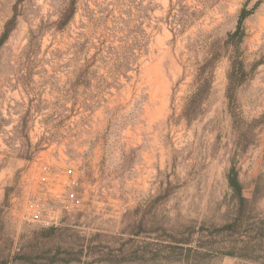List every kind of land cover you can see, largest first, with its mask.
I'll list each match as a JSON object with an SVG mask.
<instances>
[{
  "label": "rangeland",
  "instance_id": "obj_1",
  "mask_svg": "<svg viewBox=\"0 0 264 264\" xmlns=\"http://www.w3.org/2000/svg\"><path fill=\"white\" fill-rule=\"evenodd\" d=\"M67 1L0 0V264H264V0Z\"/></svg>",
  "mask_w": 264,
  "mask_h": 264
},
{
  "label": "trees",
  "instance_id": "obj_2",
  "mask_svg": "<svg viewBox=\"0 0 264 264\" xmlns=\"http://www.w3.org/2000/svg\"><path fill=\"white\" fill-rule=\"evenodd\" d=\"M256 5V4H255ZM254 7L250 10L246 9V7H243L239 14L237 23L235 26L234 31L229 33L227 35V38L225 40V44H229L232 41V46H237L239 42H241L243 38V29L242 24L244 20L252 13ZM17 6H14V13L12 17L6 22L4 26V30L0 36V47L3 45V43L6 41V39L9 37L10 33L15 29L16 23H17ZM75 14V0H68L65 8L60 13L58 20L53 22L52 25L55 29L60 30L63 29L69 21L73 18ZM49 25L40 26L36 33H42L45 27ZM32 47V48H31ZM34 45L30 44V50H32ZM31 52V51H30ZM229 71L227 73V86L225 91V98L228 101V108L231 106V102L234 99V92L235 90L242 84V79L246 76V71L243 67V62L238 59L236 55H229ZM193 85L195 86V90L192 93V95L189 96L190 101V108L186 111V116L189 118V112L191 110L192 105L199 102L200 99L204 96H207L211 89L210 84V78L205 77L203 74H199L196 79L193 82ZM227 185L229 189L232 192V196L238 201L239 207H242V204L245 202V199L242 195V184L239 181L237 171L234 167L230 168L228 174H227ZM237 222V221H236ZM236 222L225 224L223 226L218 227L215 229L217 233L222 232H231L235 230ZM178 248V247H177ZM59 251H55L51 257H48V259H45V263H38V264H54V263H69L70 260H61L59 259ZM226 255H233L232 253L228 252L225 253ZM25 260L24 262H31L32 260L29 257H23Z\"/></svg>",
  "mask_w": 264,
  "mask_h": 264
}]
</instances>
